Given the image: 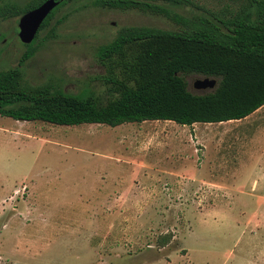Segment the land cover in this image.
<instances>
[{"label":"rangeland","instance_id":"obj_1","mask_svg":"<svg viewBox=\"0 0 264 264\" xmlns=\"http://www.w3.org/2000/svg\"><path fill=\"white\" fill-rule=\"evenodd\" d=\"M28 1L0 4L22 7ZM96 1L68 0L58 6L29 47L17 37L22 14L0 18V71L17 66L21 84L88 92L103 102L113 85L106 80L108 68L97 49L120 29L178 30L182 20L233 14L248 0L160 1L173 18ZM29 49L31 54L22 58ZM183 78L189 92L209 91L193 86L201 75ZM257 124L242 131L250 141H238L241 126L231 124L233 131L222 138V145L233 146L231 152L241 144L263 145ZM111 127L0 116V264H264V219L258 214L264 210V198H259L264 183L259 171L218 165L206 175L216 187L193 192L182 186L160 195L161 181L151 186L143 177V187L124 192L132 181L130 170L137 167L124 164L129 161L122 159L124 152L113 140L117 131ZM227 152L217 157H229ZM158 158L165 167L180 163L177 156ZM147 188L154 194H147Z\"/></svg>","mask_w":264,"mask_h":264},{"label":"trees","instance_id":"obj_2","mask_svg":"<svg viewBox=\"0 0 264 264\" xmlns=\"http://www.w3.org/2000/svg\"><path fill=\"white\" fill-rule=\"evenodd\" d=\"M43 1L29 0L22 7L0 4V18L20 15ZM66 1L61 0L48 12L32 41ZM160 1L181 3L96 2L173 18ZM182 23L178 30L125 27L110 42L100 45L97 56L106 64V80L113 85L110 98L103 102L88 92L72 94L21 84L17 66L0 71V116L59 125L115 126L149 119L189 125L240 119L264 104V0H248L233 14L210 13ZM30 54L31 50H26L22 58ZM191 73L217 78L215 87L201 94L189 92L183 75Z\"/></svg>","mask_w":264,"mask_h":264},{"label":"crops","instance_id":"obj_3","mask_svg":"<svg viewBox=\"0 0 264 264\" xmlns=\"http://www.w3.org/2000/svg\"><path fill=\"white\" fill-rule=\"evenodd\" d=\"M262 121H264V104L240 119L193 122L189 125L178 124L171 120L149 119L139 122H123L112 126L113 132L117 131V135L113 138L114 143L124 152L125 156H122V159L129 161L124 164L137 167L136 172L130 170L128 177L132 181L124 192L132 188L143 187L141 184L143 177L152 182L151 186L161 181L159 186L165 193L161 192L160 195H167L170 189L175 190L182 186L191 187L193 192H197L202 186L216 187L218 184L208 181L206 177H211L206 175L216 171L218 165L223 169L259 171L258 179L264 183V143L258 147L251 145L245 147L241 144L234 149V152L230 151L233 146L228 143L225 146L222 145V138L233 131L234 127L231 129V124L236 127L241 126L240 132L242 133L243 130L247 131V128H251V123L259 122L255 125V131H259L261 138L264 139ZM245 131L237 135L238 141L243 138L251 140V136L247 137ZM224 151H228L229 157H217V154ZM148 154L152 157L147 160ZM160 155L164 159L177 156L180 163L177 166H161L158 163ZM117 159L122 161L121 157ZM134 163L137 164L134 165ZM203 171L204 174H202ZM251 184L256 185L257 179L253 178ZM151 188L146 189L147 194L152 191ZM153 192L150 194L153 195ZM259 192L261 193L259 198L263 199L264 188H260ZM258 214L264 219V210L258 211Z\"/></svg>","mask_w":264,"mask_h":264},{"label":"water","instance_id":"obj_4","mask_svg":"<svg viewBox=\"0 0 264 264\" xmlns=\"http://www.w3.org/2000/svg\"><path fill=\"white\" fill-rule=\"evenodd\" d=\"M61 0H44L38 6L22 13L18 22L17 37L23 44H28L34 37L40 23L48 12ZM216 85L213 77L202 76L193 82V86L198 89H208L211 91Z\"/></svg>","mask_w":264,"mask_h":264}]
</instances>
